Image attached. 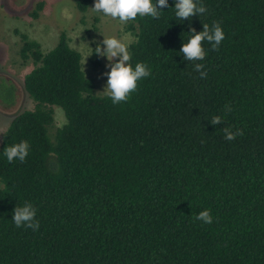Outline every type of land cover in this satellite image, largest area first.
Instances as JSON below:
<instances>
[{"label":"trees","instance_id":"obj_1","mask_svg":"<svg viewBox=\"0 0 264 264\" xmlns=\"http://www.w3.org/2000/svg\"><path fill=\"white\" fill-rule=\"evenodd\" d=\"M167 2L160 19L123 25L134 38L129 63L151 74L118 105L93 94L63 32L42 52L14 31L34 106L0 141V264H264V0H198L206 13L184 21ZM214 22L219 49L204 42V60H184L190 28ZM53 106L64 123L50 138ZM214 116L223 123L211 125ZM225 127L243 135L226 141ZM21 141L28 156L9 163L4 149ZM26 202L38 231L12 221ZM204 210L213 223L194 219Z\"/></svg>","mask_w":264,"mask_h":264},{"label":"rangeland","instance_id":"obj_2","mask_svg":"<svg viewBox=\"0 0 264 264\" xmlns=\"http://www.w3.org/2000/svg\"><path fill=\"white\" fill-rule=\"evenodd\" d=\"M38 2L42 3V7L33 19L29 13ZM93 4L94 0H90L85 12L79 13L75 8V0H0V141L10 120L34 106L22 89V78L32 65L30 61L21 62L19 59L20 41L14 31L37 42L42 52L54 47L59 33L63 32L68 46L80 55V69L84 77L93 82V94L103 96L97 93L102 92L107 84L105 73L110 71L106 67L108 61L97 56L99 65L92 67L89 62L91 51L87 47L92 49L99 44L103 50L104 38L114 36L128 45L134 38L132 35L129 39L125 38L127 32L123 31V25L117 20L93 13L90 10ZM73 43L79 46V50L73 47ZM86 55L88 57L83 64ZM113 62H117V59ZM52 113L53 123L47 129L50 138L55 129L64 123L60 108L53 106Z\"/></svg>","mask_w":264,"mask_h":264},{"label":"clouds","instance_id":"obj_3","mask_svg":"<svg viewBox=\"0 0 264 264\" xmlns=\"http://www.w3.org/2000/svg\"><path fill=\"white\" fill-rule=\"evenodd\" d=\"M158 8H168L167 0H94L93 7L90 9L93 13L102 14V16L117 20L121 25H125L130 21H135L137 17L150 16L154 19H160L161 11ZM175 16L184 21L190 20L193 16H199L206 13L207 9L202 5H198V0H174ZM203 30L199 33L195 29L189 30L190 39L187 43L181 46L180 53L183 54V59L186 61H202L205 59L206 52L203 47L204 42L211 45V50L217 51L219 45L224 40V32L219 23H213L211 27L204 24ZM130 33L125 34V38L129 39ZM103 50L98 44L95 48V54L99 57L105 58L108 63L106 67L110 69L105 73L107 76V84L103 88L102 94L110 98L113 105L126 103L131 93L137 89V82L142 78L150 76V70L143 63H137L133 69L129 63L131 54L128 50V43L116 37L104 38L102 41ZM85 47H87L84 44ZM73 47L79 50V46L73 43ZM92 53L93 50L87 47ZM84 57L83 64L85 63ZM117 59V62H113ZM203 64L196 63L194 71L200 73V78H206L207 73L203 71ZM225 113H230L232 108L229 105L225 106ZM67 123V121H65ZM223 123L221 116H214L210 124L215 126ZM224 139L226 141H233L238 136L243 135L242 129L233 131L231 128L225 127L223 129ZM2 133V130H0ZM29 144L27 141H21L13 146L4 149L3 154L6 156L9 163L14 160L24 162L29 154ZM36 209L30 203H25L22 207H15L13 209L12 221L17 228L25 227L33 231L39 230V222L35 220ZM195 220L201 221L204 224L213 223V217L209 210L201 211Z\"/></svg>","mask_w":264,"mask_h":264}]
</instances>
